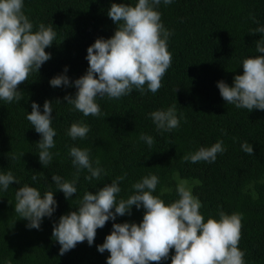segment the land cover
<instances>
[{
  "label": "trees",
  "instance_id": "obj_1",
  "mask_svg": "<svg viewBox=\"0 0 264 264\" xmlns=\"http://www.w3.org/2000/svg\"><path fill=\"white\" fill-rule=\"evenodd\" d=\"M121 2L134 6L138 0H23L22 11L33 31L41 23L51 25L56 37L45 48L51 58L18 86L22 99L12 103L0 100V174L11 171L19 181L7 191L0 189V264H106L110 254L98 252L97 245L103 244L113 223L142 222L143 207L132 206L131 215L117 216L98 228L91 246L85 240L64 255H59L60 245L52 238L53 225L61 215L76 210L86 191L95 194L124 176L117 200L127 199L132 185L148 175L158 177L152 194L165 204L179 198L177 187L185 182L200 201L205 222L209 217L219 220L220 211L242 214L238 247L245 254L244 262L264 264V110L248 111L227 104L217 87L221 80L232 86L234 76L243 74L245 58L264 55L256 51L264 34H252L264 27V0H173L169 5L161 0L156 10L164 28L172 33L167 41L172 63L162 87L155 94L145 86L143 94L133 89L119 99L97 97L101 115L84 116L63 99L75 96L77 89L54 88L49 81L64 74L71 84L86 73L87 48L97 38L113 36L116 25L107 12L112 3ZM45 100L52 102L51 127L56 132L47 166L38 156L41 135L26 119L33 102L43 113ZM173 105L180 126L170 132L158 130L149 114ZM77 122L90 130L85 138L73 140L68 129ZM141 134L153 137L151 147L140 139ZM218 140L226 150L218 153L214 162L183 159ZM244 142L252 145L254 155L242 150ZM71 147L89 149L93 166L99 159L104 172L100 180H86L90 173L80 169L77 193L66 200L52 175L68 181L76 176ZM24 185L36 188L41 195L53 191L57 206L51 217L42 219L39 229L27 227L28 221L14 211L15 192ZM174 254L170 249L169 258L160 264H171Z\"/></svg>",
  "mask_w": 264,
  "mask_h": 264
},
{
  "label": "clouds",
  "instance_id": "obj_2",
  "mask_svg": "<svg viewBox=\"0 0 264 264\" xmlns=\"http://www.w3.org/2000/svg\"><path fill=\"white\" fill-rule=\"evenodd\" d=\"M173 0H163L169 5ZM161 0H138L132 6L125 3H112L107 15L116 25L111 38H97L87 48L88 69L84 75L69 83L64 74L53 77L52 87L72 86L77 89L75 96L66 95L63 99L83 113L84 116H100L97 97L107 96L119 99L131 94L133 89L141 94L147 91L155 94L172 63L167 41L172 34L161 23V13L157 7ZM23 0H0V100L8 103L19 102L22 93L18 86L23 84L32 72H37L51 56L45 51L56 37L51 25L39 24L33 31V24L22 11ZM264 34V27L253 30L252 34ZM256 51L264 53V39L257 41ZM243 74L235 75L232 86L218 81L217 87L227 104L251 111L264 110V55L245 58L242 61ZM67 71V68L64 69ZM57 102H60L57 100ZM26 119L41 135L37 143L39 161L47 166L53 154L49 149L55 147V130L51 127L52 102L45 100L43 113L40 106L33 102ZM151 119L158 130L172 131L180 126L175 105L166 110L151 112ZM83 122L73 123L68 135L76 140L83 139L89 132ZM223 131V130H222ZM140 139L149 147L154 143L151 136L141 134ZM242 150L254 155L253 147L247 142L241 144ZM223 141L218 140L210 147H200L183 157L185 161L214 162L217 154L224 152ZM24 153L20 154V157ZM69 155L77 168L71 181L59 175H52L65 199L77 193L76 181L79 170L90 173L86 180H100L104 169L90 160L89 149L71 147ZM16 158L15 156L13 157ZM124 176L117 177L105 184L95 194L86 191L78 202V207L59 217L53 225L52 238L60 245L59 255L74 249L85 240L91 246L96 230L103 228L109 220L117 216L131 215V208L143 207L142 222L113 223L112 231L97 251H107L110 255L106 264H160L169 258L171 264H245L244 252L238 247L241 237L242 214L219 212V220L209 217L206 222L200 213L201 203L182 182L177 187L178 199L170 204L152 193L159 182L156 175L143 177L132 185V193L127 199L117 200L121 188L119 182ZM36 181L37 176L33 175ZM19 181L11 171L0 174V189L7 191L9 185ZM14 211L28 221L27 227L39 229L44 217H51L57 206L53 191L43 195L34 187L24 185L15 192ZM112 209L115 211L113 212Z\"/></svg>",
  "mask_w": 264,
  "mask_h": 264
}]
</instances>
